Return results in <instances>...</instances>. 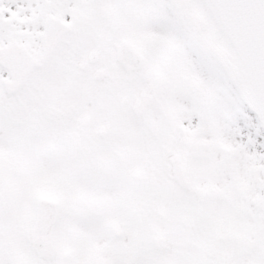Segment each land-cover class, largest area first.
I'll return each instance as SVG.
<instances>
[{"label": "snow or ice", "instance_id": "1", "mask_svg": "<svg viewBox=\"0 0 264 264\" xmlns=\"http://www.w3.org/2000/svg\"><path fill=\"white\" fill-rule=\"evenodd\" d=\"M0 264H264V0H0Z\"/></svg>", "mask_w": 264, "mask_h": 264}]
</instances>
